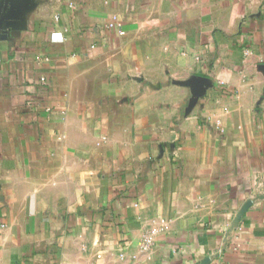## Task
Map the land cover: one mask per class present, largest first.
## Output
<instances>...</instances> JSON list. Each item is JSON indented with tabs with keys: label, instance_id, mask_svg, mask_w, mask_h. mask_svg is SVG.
I'll use <instances>...</instances> for the list:
<instances>
[{
	"label": "crops",
	"instance_id": "obj_1",
	"mask_svg": "<svg viewBox=\"0 0 264 264\" xmlns=\"http://www.w3.org/2000/svg\"><path fill=\"white\" fill-rule=\"evenodd\" d=\"M34 2L0 40V264H264V0Z\"/></svg>",
	"mask_w": 264,
	"mask_h": 264
},
{
	"label": "water",
	"instance_id": "obj_2",
	"mask_svg": "<svg viewBox=\"0 0 264 264\" xmlns=\"http://www.w3.org/2000/svg\"><path fill=\"white\" fill-rule=\"evenodd\" d=\"M34 7V0H0V40H7L12 32L20 30L24 16ZM185 85L193 87L199 98L210 82L207 78L193 76Z\"/></svg>",
	"mask_w": 264,
	"mask_h": 264
},
{
	"label": "built area",
	"instance_id": "obj_3",
	"mask_svg": "<svg viewBox=\"0 0 264 264\" xmlns=\"http://www.w3.org/2000/svg\"><path fill=\"white\" fill-rule=\"evenodd\" d=\"M107 29H115L118 31V34L119 35H123V32L121 30V28L119 26H117L116 24L114 23H111V24H108L106 26ZM94 46H90V48H93ZM249 52L247 50L244 51V55H248ZM152 245V241L151 240H145L141 245H140V249L141 250H147L150 246ZM218 264H224V263H218Z\"/></svg>",
	"mask_w": 264,
	"mask_h": 264
}]
</instances>
